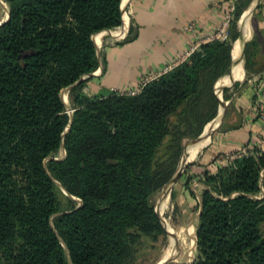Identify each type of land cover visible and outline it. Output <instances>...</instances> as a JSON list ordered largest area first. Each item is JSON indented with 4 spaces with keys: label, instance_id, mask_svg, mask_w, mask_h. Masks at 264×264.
Here are the masks:
<instances>
[{
    "label": "trees",
    "instance_id": "trees-1",
    "mask_svg": "<svg viewBox=\"0 0 264 264\" xmlns=\"http://www.w3.org/2000/svg\"><path fill=\"white\" fill-rule=\"evenodd\" d=\"M3 1L0 264H130L143 239L164 234L152 199L164 193L175 168L160 165L158 151L171 140L179 158L182 140L201 138L212 126L215 83L219 92L224 76L238 71L235 25L250 0L233 1L224 40L199 44L134 95L91 96L83 92L89 75L99 66L102 75L106 66L93 38L122 25L124 0ZM135 32L129 23L113 45ZM250 46L242 50L245 75ZM230 97L223 86L221 98ZM195 146L184 148L182 163ZM207 165L198 180L193 256L183 264H264V150L245 145ZM55 183L76 200L68 212L58 211ZM168 199L160 200L158 214Z\"/></svg>",
    "mask_w": 264,
    "mask_h": 264
},
{
    "label": "crops",
    "instance_id": "crops-1",
    "mask_svg": "<svg viewBox=\"0 0 264 264\" xmlns=\"http://www.w3.org/2000/svg\"><path fill=\"white\" fill-rule=\"evenodd\" d=\"M233 1L124 0L121 6L124 19L127 22V29L129 23L135 29V38L119 46L113 45L127 33L125 25L123 27L121 25V29L118 27L111 31L101 32L100 47L95 46L97 50L100 48L99 52L105 59V71L101 75V66H99V70L97 69L91 77L99 76L100 79H106L107 84L102 82L98 88L89 91V95L105 93L117 87L131 86L141 77L153 78L171 66L182 62L186 54L214 36L223 22L227 6ZM6 18L7 4L0 0V24ZM188 26H191L190 30L186 29ZM116 31L118 33L115 35ZM250 33L251 29L249 32L245 29L243 33H240L241 41L245 36L249 38ZM108 35L111 37L110 42L107 41ZM250 44L252 46H250L249 73L245 75L242 69L241 74V69H238L234 75L241 74L240 79L227 80L233 83L226 82L220 85L221 89L225 86L226 94L231 95L230 100L235 99L234 105L240 110V124L216 134L217 136L212 137L209 145L206 144L208 137L204 139L205 141H200L198 145L206 144V147L201 148L203 152L191 169L201 171L204 166L207 168V164L212 162L216 156L238 151L245 145L248 148L255 146L264 150V145H262L264 140V9L253 28ZM239 49L240 47L233 48L235 52ZM233 72L230 75L233 76ZM234 82L237 86L233 87ZM198 185L201 190L202 187L199 183ZM182 239L183 245L186 244L188 247L186 249L184 245L182 251L186 249L187 256H189V240L184 237ZM172 248L169 246V253ZM180 258L181 254L174 262ZM167 259V255L163 254L159 262H165Z\"/></svg>",
    "mask_w": 264,
    "mask_h": 264
},
{
    "label": "rangeland",
    "instance_id": "rangeland-1",
    "mask_svg": "<svg viewBox=\"0 0 264 264\" xmlns=\"http://www.w3.org/2000/svg\"><path fill=\"white\" fill-rule=\"evenodd\" d=\"M252 1L253 0H250V2H252ZM263 9H264V0H257L251 14L248 11L245 12V10H246L245 9L243 11V13L240 15V17L242 19L243 15L246 14V18L243 20V22H240L239 21L240 17H239L238 21L236 22L235 26H236V30L239 34L243 33V31L245 29H246V32H249V30L251 29V33H250L251 35L245 44H247L251 41V37L253 34V28H254V26H256V22L259 20V16L263 12ZM123 23H124V20H123ZM123 23H122V27L124 25ZM122 27H120L119 29H121ZM101 37H102V35L100 34V35H97L96 37L93 38L94 43L97 39H99L97 41V42H99V44L97 43L98 44L97 47H100ZM110 38L111 37L108 35V38H107L108 42H110ZM95 45H96V43H95ZM232 49H233V46H232ZM99 50H100V48L97 51L99 52ZM236 51H237L236 54L238 56V61L240 64L238 69H241V74H242V69H243V64H244L243 53L241 54L240 49L236 50ZM236 73H237V69H236L234 74H236ZM145 79H149V77L148 76L141 77L138 79V81L135 84H133L131 86L122 87V88L117 87L111 91H115L117 93H128V92H132V91L134 92L139 88V86L144 82ZM105 81H106V79H100L99 76H94L90 81L87 82L86 88H84L85 93L89 94V91H92V90L98 88L102 82H104L103 84H107ZM221 81H222V84L227 82V80H223V79ZM216 83H215V87H214L215 94L218 98V101H221L224 103V107H223V111H222V118L218 121V123L216 125L214 124L215 126L212 125L213 130L208 135V143H207L208 145L211 142L212 137L217 136L216 134L222 132L223 130L231 129V127H237L240 124L239 123L240 110L238 108H236V106L234 105L235 99H232V100L229 99V100L224 101L221 98V87L219 86L220 90H219V92H217ZM227 83L231 84L233 82H227ZM222 84H221V86H222ZM67 91H68L67 89L62 90L60 93V97H61V99L65 105V109L68 111L67 115H69L71 113L70 112L71 108H70V104L68 101ZM96 94L97 93H94L93 95H96ZM89 96H91V95H89ZM220 113L217 114L216 118H214L213 120H217V118L221 115ZM201 134L199 136H201ZM206 135L207 134L205 131L203 136L201 138H199V142L197 144H199L201 139ZM197 138L190 139V140L185 139V140L181 141V151L179 154V158H176V156H175L176 149L174 148V145L171 147V144H172V143H170L171 140H166V142L162 145V147L158 151L159 164L161 165L164 163L169 167L173 166L175 168L174 173L175 172L178 173L176 179L174 180V182L172 184V189L170 192L169 199L165 205L164 211L162 212L163 218L167 221L168 226H169L172 234L177 239V245L179 247V252H178V254H176L174 261L177 258V256L179 254H181L180 260H178L176 262L173 261L169 264H183L185 262L190 261L192 256H193V248H194V245H193L194 244V242H193V235H194L193 229L195 230V223H196L195 216H196L197 200H198L199 194H200V189L198 188L199 187L198 180L200 179V173H201L202 169H201V171H198L195 169H191L192 168L191 166H194L196 164V162H197L196 159L203 152V149H201L202 147H200L198 149H194V153L188 159L189 161L188 162L186 161L187 164L185 166H183L180 170H179V168L182 165V154H183L184 148L192 147L193 142ZM195 147H197V146H195ZM204 150H205V148H204ZM58 155H62L61 151L59 152ZM199 166L202 167V165H198V167ZM185 184H186V187H185ZM54 185H55L54 193H55L56 199L58 201L59 213L68 212L70 209L73 208V204H74L73 202L76 200L71 198L70 196L66 195L63 192V190L56 183ZM166 189H167V186H166L163 194H162V189H161V191L156 196L153 197L152 201H153L154 209H156V206H158L161 198L165 195ZM163 229H164L163 236H158L153 241H151L149 239H143L140 242V244L136 247L135 257L130 262V264H156L162 258L167 247H168L167 251L164 255H167V257L169 258L170 253L168 250H169V246H172L171 240L169 238L168 231L165 230V228H163ZM261 231H262V233H264V223L261 225ZM183 237L185 239L189 240V247H190V255L189 256H187L186 249H188V247L186 244H184L186 249H184L182 251L183 246H184L183 245V239H182Z\"/></svg>",
    "mask_w": 264,
    "mask_h": 264
},
{
    "label": "water",
    "instance_id": "water-1",
    "mask_svg": "<svg viewBox=\"0 0 264 264\" xmlns=\"http://www.w3.org/2000/svg\"><path fill=\"white\" fill-rule=\"evenodd\" d=\"M122 1V0H121ZM255 3H256V0H253L250 4H249V6L246 8V12L248 11L250 14H251V12H252V10L254 9V6H255ZM125 20V19H124ZM124 25H125V28L127 29V22H126V20L124 21ZM245 43V42H244ZM244 43H242L241 44V47H240V51H241V54H242V48H243V46H244ZM93 44H94V42H93ZM94 46H95V44H94ZM95 48H96V51H97V47L95 46ZM98 52V51H97ZM231 64H232V59H231ZM232 67H233V64H232ZM99 70V69H98ZM94 75V73H92V74H90L89 76H93ZM223 78V77H222ZM83 92L85 93V90H83ZM87 96H89V94H87ZM223 107H224V103L223 102H221V101H218V110H217V114H219L220 112H221V116H220V119L222 118V111H223ZM219 119V120H220ZM218 123V122H217ZM217 123H215V125L217 124ZM214 125V126H215ZM204 129V128H203ZM213 130V126L212 127H210L209 128V130L207 131V135H209L210 133H211V131ZM204 130H202V132H203ZM199 137L200 136H198V138L193 142L195 145H197V143L199 142ZM60 151H61V153H62V157L64 156V151H63V149H60ZM188 162V161H187ZM187 162H185L184 163V166L187 164ZM177 175H178V173L177 172H175L173 175H172V177L169 179V181L167 182V183H170L171 185L173 184V182H174V180L176 179V177H177ZM163 189V188H162ZM199 211H200V207H199V209H198V211H197V213H196V216H195V219H197V217H198V215H199ZM155 213H156V215L158 216V218H159V214L156 212V210H155ZM159 220H160V218H159ZM160 222H161V220H160ZM161 224H162V222H161ZM162 226H163V228H165L164 227V225L162 224ZM169 237H170V240H171V245H172V247L174 248V254L170 257V258H168L165 262H162V263H160V262H157L156 264H169V263H171V262H173L174 261V258H175V256H176V254H178V252H179V247H178V245H177V239L175 238V236L173 235V234H169ZM194 235H193V241H194ZM187 263H189V262H187Z\"/></svg>",
    "mask_w": 264,
    "mask_h": 264
},
{
    "label": "built area",
    "instance_id": "built-area-1",
    "mask_svg": "<svg viewBox=\"0 0 264 264\" xmlns=\"http://www.w3.org/2000/svg\"><path fill=\"white\" fill-rule=\"evenodd\" d=\"M232 11H233V2H231L228 6H227V8H226V13L224 14V18H223V22H222V24H221V26L219 27V29L215 32V34H214V36L211 38V39H217V40H220V41H222V40H224L225 38H226V28H227V24H228V21L230 20V16H231V13H232ZM187 30H190L191 29V26H188L187 28H186ZM210 39V40H211ZM192 51V50H191ZM190 51V52H191ZM189 52V53H190ZM189 53L188 54H186V57L189 55ZM169 69V68H168ZM149 79H151V78H149ZM149 79H145L144 80V82L139 86V88L136 90V91H132V92H128V93H119V94H124V95H134L135 93H137L138 92V90L141 88V86L145 83V82H147ZM67 110H65V113L67 114ZM70 112H72V110H70ZM71 114V113H70ZM69 114V115H70ZM262 145H264V140H263V142H262Z\"/></svg>",
    "mask_w": 264,
    "mask_h": 264
},
{
    "label": "bare ground",
    "instance_id": "bare-ground-1",
    "mask_svg": "<svg viewBox=\"0 0 264 264\" xmlns=\"http://www.w3.org/2000/svg\"><path fill=\"white\" fill-rule=\"evenodd\" d=\"M256 2H257V0H256ZM100 34H101V33H100ZM100 34H97V35H100ZM97 35H95V37H96ZM244 42H245V41H241V37H239V39L236 40L235 44H233V48L241 47V44L244 43ZM97 43L99 44V42H97ZM98 44H97V46H98ZM232 50H233V49H232ZM232 56H233V54H232ZM233 58H234V56H233ZM238 74H239V73H238ZM238 74H237V75H238ZM237 75H233V76L231 75V76L224 77L223 80L237 79ZM220 84H222V81L220 82ZM220 114H221V113H220ZM220 116H221V115H220ZM220 116L217 118V120H213V121L211 122V124L214 125L215 123H217V122L219 121V119H220ZM207 131H208V130H206V134H207ZM207 137H208V135H207ZM204 141H205V140H204ZM201 143H203V142H201ZM200 147H201V145H198V146L195 147L194 149H198V148H200ZM185 162H186V161H183V163H182L181 167L179 168V170L184 166V163H185ZM169 186H170V183L167 184V189L169 188ZM171 188H172V186H171L170 189L168 190L167 194L161 198V199H163V201L165 200V198L168 197V195L170 196ZM155 210H156V209H155ZM156 212H157V211H156ZM157 213H158V212H157ZM159 217L161 218L163 224L165 225L166 230L168 231V234H172V232H171L169 226L164 222V220H163V216H162L161 214H159ZM165 253H166V252H165ZM165 253H164V254H165ZM173 254H174V248H172V250H171L170 257H171Z\"/></svg>",
    "mask_w": 264,
    "mask_h": 264
}]
</instances>
